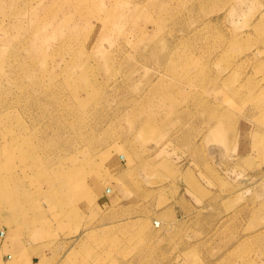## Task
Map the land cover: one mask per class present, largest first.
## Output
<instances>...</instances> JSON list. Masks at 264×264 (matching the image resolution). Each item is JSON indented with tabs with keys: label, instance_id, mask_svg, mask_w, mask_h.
<instances>
[{
	"label": "rangeland",
	"instance_id": "rangeland-1",
	"mask_svg": "<svg viewBox=\"0 0 264 264\" xmlns=\"http://www.w3.org/2000/svg\"><path fill=\"white\" fill-rule=\"evenodd\" d=\"M5 137L0 264H264V0H0Z\"/></svg>",
	"mask_w": 264,
	"mask_h": 264
},
{
	"label": "bare ground",
	"instance_id": "bare-ground-1",
	"mask_svg": "<svg viewBox=\"0 0 264 264\" xmlns=\"http://www.w3.org/2000/svg\"><path fill=\"white\" fill-rule=\"evenodd\" d=\"M32 49H36V47H32ZM2 109V108H1ZM7 109V108H6ZM6 112H7V110H6ZM17 133V132H16ZM1 136H4V134H2ZM7 137H9V136H7ZM7 137H5L4 138V140L7 138ZM3 139V138H2ZM27 139V138H26ZM4 140H2L3 142H4V144H5V146L7 147L5 150H4V148L2 149L1 148V150H0V160H1V158H3L4 157V153L6 152V154L9 156L7 159H8V163L6 162V161H0V197L1 198H6V199H8L9 201L12 199V198H14V196H15V192L14 191H12V188H10V186H8V183L5 181V179L2 177V176H19L18 174H16L17 172L16 171H14V172H11V171H13V169H12V164H11V161L10 160H12L13 161V153H12V149H13V142L15 141V138H11V142H7L6 140L4 141ZM3 143H1L0 145H4ZM30 147H32V145L30 144V143H28L27 144V141H26V144H25V148L28 150V148H30ZM30 149H32V148H30ZM12 156V157H11ZM6 157V156H5ZM14 165H15V163H14ZM13 165V166H14ZM15 167V166H14ZM53 167V166H52ZM60 168H58L57 170H55L54 172H56L57 171V173H55V174H58V176H69V173L68 172H66L65 170H59ZM91 169V168H90ZM27 170V169H26ZM46 170H48L47 168H46ZM46 170H44L43 172H42V176H50V174H48L47 173V171ZM89 170V169H88ZM20 171V170H19ZM90 172V171H89ZM84 175V174H83ZM82 174L79 176L80 178L83 176ZM93 175V174H92ZM29 176V175H28ZM27 178V177H26ZM68 177H64L63 179H64V182H68V179H67ZM79 178V179H80ZM25 179V178H24ZM26 181V180H25ZM32 182V181H31ZM75 181L74 180H72L71 181V183H74ZM70 183V184H71ZM79 183V185H83V183H80V182H78ZM68 189V188H67ZM69 189H70V191L72 192V187L70 186L69 187ZM86 192V191H85ZM38 195V194H37ZM79 196H81V194H79ZM83 197V196H82ZM73 198L75 199V200H77V197L74 195V192H73ZM13 203H14V201H13ZM12 203V204H13ZM23 207V206H22ZM21 207V208H22ZM26 208V207H25ZM37 209V208H36ZM41 209V208H40ZM19 211V210H18ZM28 211V210H27ZM22 213H24V212H22ZM28 213V212H27ZM26 214V213H25ZM22 217V216H21ZM46 223V222H45ZM18 231V230H17ZM16 234H17V232H16Z\"/></svg>",
	"mask_w": 264,
	"mask_h": 264
}]
</instances>
